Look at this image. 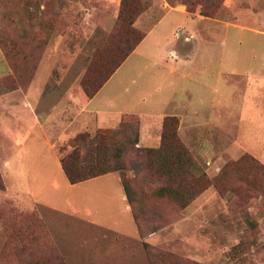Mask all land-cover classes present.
<instances>
[{
    "label": "rangeland",
    "instance_id": "374dc122",
    "mask_svg": "<svg viewBox=\"0 0 264 264\" xmlns=\"http://www.w3.org/2000/svg\"><path fill=\"white\" fill-rule=\"evenodd\" d=\"M142 1L148 3V7L136 17L133 26L144 34L165 14L164 6L168 8L167 4L181 2ZM226 1L223 0L213 18L226 13ZM256 3L260 5L264 1L256 0ZM119 7L120 0H0V182L5 185L0 190V264H17L8 253V250L12 252L13 244L7 237L6 227L15 214L28 221L26 213L30 212H35L41 222V225H33L39 238L27 240L30 251L37 254L55 250L65 264H151L146 243L161 252L163 258H159L158 264H264V173L247 166L243 169L235 166V171H230L225 178V188L237 186L236 194L229 190L221 193L210 185L181 207L158 188L160 182L149 176L145 158L137 151L157 146L161 128L143 127L147 138L152 136L148 131L154 134L153 142L139 147L136 144L122 157L124 168L120 172L126 177L131 190L143 236L138 233L130 212L125 211L123 217L117 215L118 200L113 199L111 194L116 189L113 184L115 174L102 175L75 188H68L61 168L52 164V153L40 147L38 152H43L45 157L37 155L34 150L23 161L11 157L5 169L14 140H17H13L12 136L18 137L19 132L22 137H28V141L38 138L47 147L50 145L58 158L72 149V141L76 137H82L84 143H80L79 149L83 160L90 162L95 157L92 139L96 131L119 125L120 121L111 126L109 119H100L90 112L85 107L88 100L79 85L93 52L102 47L116 29ZM166 15L149 39L136 52L134 49L102 85L89 107L115 111L135 106L144 112H181L186 95L180 79V64L171 66L169 60H163V56L171 57L166 52L169 49L166 38L170 39V22L180 18L172 12ZM184 34L181 28L173 34L177 43L174 48L178 51ZM215 38L213 47L219 54L222 38ZM199 39H204V44L197 45L200 50L209 48L206 35H201ZM233 48L227 44L226 53ZM241 49L246 51L244 45ZM223 75L221 73L220 82ZM7 92L12 93L6 97ZM141 94L145 97L144 101L137 99ZM24 95H28L26 101L32 114L40 119V125L33 130L31 120L28 124L21 120L22 117L11 119L7 111L6 106L10 104L20 106L19 100L24 101ZM217 102L221 104L222 97L216 96ZM207 114V111L203 112V116ZM235 114L238 118L240 113L236 111ZM235 114H232V119ZM122 116L139 120L140 135V117L135 114ZM237 118L231 124H237ZM26 125L30 129H25ZM185 130L182 128V132ZM242 130L240 127L233 131L240 135ZM180 131L178 126V134ZM202 132L206 137L200 141L201 138L195 136ZM190 136L193 143L185 145L194 158L190 171L196 176L205 174L212 178L225 162L238 158L242 153L254 156L251 152L242 151L236 157L221 154L218 158V153H223L227 143L223 142L225 136L214 129L196 128ZM216 140L219 142L216 143ZM203 149L215 152L210 159H204ZM255 158L264 165V161ZM44 161L51 162L50 166L43 164ZM40 164L44 166L41 168L50 169L45 178H53L57 187L50 188L44 183L35 198L39 206L23 209L17 203H29L20 199L28 197L20 192L15 196L13 194L21 188L36 191L32 169L40 167ZM18 167L24 175L18 172ZM114 172L117 175L120 173ZM245 172L253 176L251 187L242 181ZM77 193H80L77 197L83 200L75 197ZM74 197L80 201L78 203H85L84 207L90 204L96 213L85 214L82 218L66 214L67 203ZM44 203H54L60 209L52 211ZM102 208L106 209L105 212ZM97 211L100 212L98 216ZM94 220L103 225L88 222ZM173 255L181 260L174 263Z\"/></svg>",
    "mask_w": 264,
    "mask_h": 264
},
{
    "label": "crops",
    "instance_id": "0c3cea01",
    "mask_svg": "<svg viewBox=\"0 0 264 264\" xmlns=\"http://www.w3.org/2000/svg\"><path fill=\"white\" fill-rule=\"evenodd\" d=\"M226 2V13L215 18L203 16L198 12H189L181 2L175 5L166 3L168 8L165 6L163 7L165 9V14L158 18V20L146 31L144 38L135 48L134 52L149 39L153 32L162 24L166 14L168 15L172 12L177 18H180L179 20L177 19L178 21L170 22L169 29L171 34L169 36L170 39L166 38V40L169 41V49L166 52H168L171 57L163 56V60L165 62L169 60L171 66L172 64H180V79L182 81L184 94L186 95L185 102L181 104V112L167 113L165 111L157 112L154 110L144 112L143 110L137 109L135 106H130L131 109L121 108L115 111L89 107L91 102L97 98L99 92L88 99L85 107H88V110L93 112L96 117L103 120L109 119L112 124L111 126L119 122L123 114L138 115L140 117L138 147L149 144L154 140V134L149 131L148 134L152 136L149 135L150 137L147 138L143 134V127L147 129L158 127L160 130L163 117L165 115H175L179 119V131L181 130L179 136L186 145L193 143V141L190 142V139L193 138L190 134L193 133L194 129H214L225 136L223 142L227 143V145L224 144L223 153H218V158L221 157V154L227 157H236L242 151H248L255 157L264 161V4L258 5L256 0H227ZM180 28L185 34L183 38L184 41L179 45L180 50L178 51L174 48L177 47V43L175 44L176 41L174 40L173 34ZM201 35H206V37H208L206 40L209 48L200 50L201 48L197 46L204 44V39L197 40ZM215 37L222 38L219 54L213 47L214 40H216ZM155 39L152 40L153 43H156L154 42ZM227 44L229 48H235L228 50L226 53ZM243 45L246 47V51L241 49ZM222 70L224 72H222ZM221 73L224 74L222 82H220ZM11 91L13 92V90ZM220 91H223L222 94H220ZM11 93H8L6 97ZM24 96V101L22 99L21 101L19 100L20 106H17L18 104L15 106L10 104L9 107L6 106L7 111L11 119L14 118L17 120V117L20 119L22 117L21 120L28 124H30L28 121L31 120L34 123L31 129L33 130L40 125V119L35 113L32 114L33 111L31 112V108L26 101L28 95ZM216 96L222 97L221 104L219 102L215 103ZM194 97L196 102L194 101ZM137 99L139 101H144L145 97L141 94ZM163 104H165V101ZM206 111L208 114L203 116V112ZM236 111L240 113L238 118L235 114ZM233 113L235 114L234 118H237V124H231L234 119H232ZM240 127L243 130L241 131L242 134L238 135L233 130ZM182 128L186 130L182 132ZM25 129L30 128L27 127ZM218 136L220 135L218 134ZM195 137L197 139L201 138V141L206 136L202 132V134L197 133ZM12 138L13 140H17H14L15 143L6 160L5 169L9 166L8 163L11 157L23 161L28 153H34V150L37 151V155L39 154V156L45 157L43 152H38V147H40L43 151L46 148L52 153V164H56L55 166H58V168L60 167L62 170L59 158L50 145L47 147V145L38 138L28 141V137H22L20 132L18 137L12 136ZM214 142H211L213 146H215ZM218 142L216 140V143ZM214 152L215 150L209 153L207 149H203L202 155L204 159H210V155L214 154ZM50 163L49 161L43 162V164H47L48 166H50ZM41 167L44 166L40 164V167L38 166L32 169L33 181L37 183L36 191L21 188V190L13 194V196H15L20 192L28 197V199H20H24L29 203H17L19 207L23 209L30 210L37 208V205L39 206L38 200L36 199L38 191L43 189L42 186L44 183H47L50 188L57 187V183L53 178H45V175L51 172L50 169ZM20 169L21 167H18V172L24 175V171L21 172ZM110 174H115V176H113V184L116 186V189L111 191V194H113V199L116 201L118 200L116 207L117 215L123 217L125 211L130 212L131 215V208L119 175L115 172L102 175ZM64 176L66 178L65 174ZM99 176L77 183H70L66 178V184H69L68 188H75L79 184L87 183L91 179H96ZM106 185L110 187V183ZM79 195L80 193H77L75 197L81 199L77 197ZM75 197L74 199H70L69 203H67V210H64V212H67L66 214L82 218L85 214L88 216L96 213L95 208L90 204L84 207L85 203H78L80 201H77ZM107 202L109 203V200H107ZM44 204L52 211L60 209V207L54 203ZM105 210L106 209L102 208L103 212H105ZM98 215H100V212L97 211V216ZM84 218L85 220L88 219L86 217ZM88 222L94 225L99 223L102 224V222L95 220L93 222Z\"/></svg>",
    "mask_w": 264,
    "mask_h": 264
},
{
    "label": "trees",
    "instance_id": "16d2710c",
    "mask_svg": "<svg viewBox=\"0 0 264 264\" xmlns=\"http://www.w3.org/2000/svg\"><path fill=\"white\" fill-rule=\"evenodd\" d=\"M186 10L198 12L207 17H214L221 7L223 0H181ZM148 7V3L142 0H120L117 15V26L102 47L93 52L87 68L80 78L79 85L85 99L92 98L123 63V61L136 48L145 34L139 32L133 26L136 17ZM179 119L175 115H165L162 120L159 144L153 147L139 148L137 151L145 158V166L149 176L160 182V190L169 196L181 207H185L208 186H215L219 192L233 191L238 187L231 185L225 188V178L230 171H235V166L242 168L247 166L254 171L264 173V165L254 156L242 153L238 158L227 161L219 172L212 178L205 174L194 175L190 170L194 164V158L190 150L178 134ZM82 137H76L72 141V149L59 156L60 165L67 180L77 183L109 172L119 171L124 168L123 154L135 147L139 142V120L135 117L129 119L121 116L119 125L114 128L98 129L93 136L95 145L94 160L87 162L82 158L80 143H84ZM119 177L123 185L125 195L131 208L133 219L137 224L138 233L143 236V229L137 220V211L133 204L131 190L126 177L120 172ZM242 181L251 187L253 176L248 172L242 175ZM249 184V185H248ZM5 185L0 182V190ZM251 193L253 190L248 189ZM28 221L20 219L19 214L12 217L7 228V237L13 244L12 252L8 250L17 264H65L63 258L54 250L34 254L28 247V239L39 238L34 233L33 225L41 222L35 216V212L26 213ZM36 217V218H35ZM35 219V220H34ZM31 239V240H32ZM151 264H158L159 258H163L158 250L145 244ZM172 261H180V257L173 255ZM166 264H169L168 262Z\"/></svg>",
    "mask_w": 264,
    "mask_h": 264
}]
</instances>
